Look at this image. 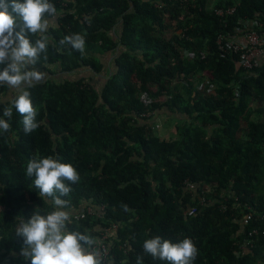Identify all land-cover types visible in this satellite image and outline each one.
<instances>
[{"label": "trees", "instance_id": "1", "mask_svg": "<svg viewBox=\"0 0 264 264\" xmlns=\"http://www.w3.org/2000/svg\"><path fill=\"white\" fill-rule=\"evenodd\" d=\"M51 2L57 15L48 18L47 59L37 65L63 79L29 89L38 129L25 134L13 109L10 130L0 134V264H30L15 227L19 217L53 208L25 175L30 158L47 155L80 175L65 197L70 211L102 206L69 227L99 242L102 229L116 224L104 264H136L137 256L168 264L143 254L154 235L190 238L198 248L193 264H264L261 239L239 252L247 231L264 229V54L245 69L215 42L218 34L264 29V0ZM231 6V14L213 12ZM72 33L86 36L83 53L59 44ZM95 78H103L98 87ZM9 106L0 105V118ZM160 112L173 122L164 135L148 122ZM188 205L194 214L183 213Z\"/></svg>", "mask_w": 264, "mask_h": 264}, {"label": "clouds", "instance_id": "2", "mask_svg": "<svg viewBox=\"0 0 264 264\" xmlns=\"http://www.w3.org/2000/svg\"><path fill=\"white\" fill-rule=\"evenodd\" d=\"M56 15L51 0H0V87L16 90V95L7 101L10 106L4 109V118H0V134L10 130L13 109L22 116L25 134L40 126L29 89L45 78L36 65L41 56L47 59L48 18ZM32 37H37L34 42ZM59 44L83 53L86 36L72 33ZM25 175L34 178L32 183L39 189V196L53 208L46 214L34 211L27 220L19 217L15 236L22 239L20 255L30 264H104L98 238L90 231L69 227L73 213L65 197L72 191L71 185L80 180L77 169L59 157L33 156L27 162ZM142 248L144 255L168 264H193L198 255L195 243L187 237L172 242L154 235L143 241ZM136 264H143V256H137Z\"/></svg>", "mask_w": 264, "mask_h": 264}, {"label": "built area", "instance_id": "3", "mask_svg": "<svg viewBox=\"0 0 264 264\" xmlns=\"http://www.w3.org/2000/svg\"><path fill=\"white\" fill-rule=\"evenodd\" d=\"M168 5L173 4L175 1L179 2L180 4H187V3H193L194 0H166ZM162 4H155L158 8H160ZM234 7H226V8H214L213 12L219 17H222L224 15L231 14ZM180 30H177L179 32ZM244 41H238L236 36H228L225 34H218L217 38L215 40L217 48L219 50H230L231 52H234L237 54V60L238 64L245 68L250 69L252 67L257 66L259 58L263 56L264 54V29L262 28H250L242 33ZM152 112H145L141 115L143 116H150ZM157 127L158 125L155 124ZM184 186L186 189L194 190L195 185L192 184L189 181H184ZM203 191H207V186L202 185L201 186V193ZM199 204L202 203L204 196L199 195ZM102 209V206H93V205H86L84 208H80L79 210H72L73 213L72 221H77L81 218H83L87 214H98V212ZM196 211L195 206H186L183 209V213L185 215H192ZM246 218H249V216H246ZM246 220H244L245 222ZM116 224H110L108 227H105L102 229L100 233V240L98 243L99 248L101 249L103 253V261L108 256V248H107V242L106 238L108 237L109 233L112 230H115ZM247 237L248 239L239 246V252H245L247 248H249L252 244V242L256 241L257 239H261L264 243V229H256L252 228L249 231H247ZM120 264V263H118Z\"/></svg>", "mask_w": 264, "mask_h": 264}, {"label": "crops", "instance_id": "4", "mask_svg": "<svg viewBox=\"0 0 264 264\" xmlns=\"http://www.w3.org/2000/svg\"><path fill=\"white\" fill-rule=\"evenodd\" d=\"M207 1L209 2V3H208L209 5L213 2V0H212V2H211L210 0H207ZM210 2H211V3H210ZM48 20H49V26L52 25L54 19L51 18V19H48ZM236 38H237L238 41H241V42L244 41L243 36H242V33L236 35ZM262 58H263V57L261 56V57L259 58V61L263 60ZM100 59L103 61L104 65L106 66V65L108 64V62H109L110 55L106 54V55H104V56H101ZM47 67H48V66H47ZM36 68H37V70L42 71L43 73H45V78H44V80L47 79V78H51V79H55V80H56V78H61V77H63V75L60 74V73H58V72H55V73L48 72V71H47L45 68H43L41 65H36ZM49 70L51 71L52 68L50 67ZM2 87H3V89L0 91V99H3V100L6 102V101H8V100H10V99L12 98V96L16 93V90H15V89H9L6 85H5V86H2ZM0 88H1V87H0ZM3 104H4V103H3ZM0 105H1V104H0Z\"/></svg>", "mask_w": 264, "mask_h": 264}, {"label": "rangeland", "instance_id": "5", "mask_svg": "<svg viewBox=\"0 0 264 264\" xmlns=\"http://www.w3.org/2000/svg\"><path fill=\"white\" fill-rule=\"evenodd\" d=\"M212 2V0H210ZM210 2V3H211ZM209 3V2H208ZM211 5V4H210ZM177 21H174L173 24H172V27L174 28V26L177 25ZM178 29L175 30V32H177ZM62 80L63 78H56V80ZM70 79V78H68ZM103 81V78H95L92 83L94 86L98 87L101 82ZM168 115V114H167ZM165 113L163 112H160L158 114H155V116H153L152 118H150L148 120V122L152 123V125H155L157 124L158 126H153V130L156 134L158 135H164L166 134L168 131L172 130V125H173V122H170L168 121L169 123H165L166 120L168 119V116H167ZM170 115V114H169ZM169 120V119H168Z\"/></svg>", "mask_w": 264, "mask_h": 264}]
</instances>
